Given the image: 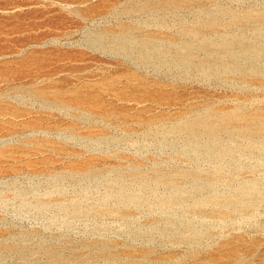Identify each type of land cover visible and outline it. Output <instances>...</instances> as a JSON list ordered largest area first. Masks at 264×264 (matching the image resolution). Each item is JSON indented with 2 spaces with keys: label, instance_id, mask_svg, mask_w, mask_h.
Wrapping results in <instances>:
<instances>
[{
  "label": "rangeland",
  "instance_id": "rangeland-1",
  "mask_svg": "<svg viewBox=\"0 0 264 264\" xmlns=\"http://www.w3.org/2000/svg\"><path fill=\"white\" fill-rule=\"evenodd\" d=\"M0 264H264V0H0Z\"/></svg>",
  "mask_w": 264,
  "mask_h": 264
}]
</instances>
